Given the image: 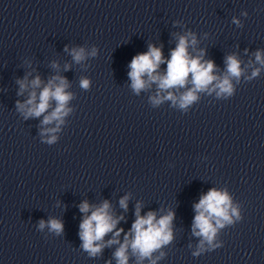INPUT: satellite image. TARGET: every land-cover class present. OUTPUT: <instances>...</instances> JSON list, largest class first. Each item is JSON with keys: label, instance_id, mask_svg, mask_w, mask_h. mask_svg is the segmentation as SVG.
<instances>
[{"label": "clouds", "instance_id": "9594fccd", "mask_svg": "<svg viewBox=\"0 0 264 264\" xmlns=\"http://www.w3.org/2000/svg\"><path fill=\"white\" fill-rule=\"evenodd\" d=\"M188 35H191L189 33ZM189 43L194 45L196 43L193 36L189 41L188 36H180L177 46L171 52L170 59L167 60V70L164 75L157 72L160 64L164 63L162 52L160 48L149 45V50L146 53H141L133 57L129 64L130 71L129 78L132 81V88L139 93L151 82L157 84L158 89L165 91L172 88H183L188 83L189 75L191 74V83L193 87L185 91L181 96L177 97L171 92L167 95H157L152 97L154 105L160 104L163 100H171L173 104H179L181 109H186L192 105L197 99V93L207 90L209 93L216 91L217 95L231 96L233 94V87L230 83L229 76L240 77L242 69L240 61L235 56H228L226 58L227 73L228 75L220 78L214 75V62L203 61L201 57H191L188 53ZM93 55L95 52L92 53ZM71 55L76 62L84 59L85 53L81 49H72ZM264 54L257 52L256 60L264 64ZM259 70L253 72V76L258 74ZM147 75V80L143 77ZM59 80V83L56 81ZM215 81V83H213ZM20 84L21 93L29 86L25 80L18 81ZM41 80L36 77L30 82L32 89L39 88ZM89 81L86 79L81 80V87L87 88ZM211 86V87H210ZM67 87L66 81L61 77H54L48 82L46 86L37 94L32 91L29 98L24 103L17 102V108L23 112L25 118L40 117L50 108V101L56 102V107L49 114L44 116L42 121L43 125H48L56 122L54 128H43L41 135L51 133L47 139V143L52 144L56 141V133L62 124L63 117L68 114L70 109L66 107L67 102L71 99V94L65 91ZM218 90V91H217ZM38 101V102H37ZM120 206L127 209V197L120 200ZM90 206L87 202L80 205L82 213H88ZM196 215L193 219L192 231L194 235L202 237L200 249L203 248L204 242L212 244L217 230L224 227L225 223H232V216L237 219L240 218L239 212L236 207L231 204V197L226 191H220L215 188L210 189L206 194L202 195L199 202L194 205ZM174 218V213L169 212L167 215L157 219L154 212H148L146 215H140L139 206L136 209V219L132 224L130 233L125 235L124 243L115 252V257L118 264H128L127 250L131 247L134 254L138 253L140 260L146 257H151L152 253L159 249L162 245L167 244L172 239V231L170 228L171 222ZM119 219H123L120 217ZM119 219L113 218L110 214V205L105 201L101 206L91 211L90 215L80 223L79 236L82 241V247L90 255L95 256L105 246L103 243H96L102 241L107 233L113 232ZM214 222V223H213ZM40 228L46 226L45 221H40ZM47 226L50 231L57 234L63 232V224L61 221L51 219L47 221ZM123 229H118L114 233L112 240L107 242L108 245L118 243L116 237H119ZM132 236L129 240V236ZM195 254H198L195 253ZM155 264V260L152 261Z\"/></svg>", "mask_w": 264, "mask_h": 264}]
</instances>
